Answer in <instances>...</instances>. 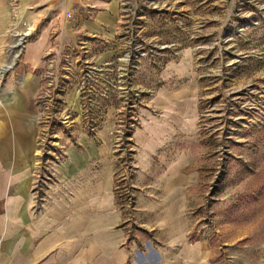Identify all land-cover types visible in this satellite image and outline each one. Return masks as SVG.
<instances>
[{"label": "rangeland", "instance_id": "obj_1", "mask_svg": "<svg viewBox=\"0 0 264 264\" xmlns=\"http://www.w3.org/2000/svg\"><path fill=\"white\" fill-rule=\"evenodd\" d=\"M20 2L9 0L14 17ZM28 33L4 41L0 96L36 39ZM45 47L31 81L38 204L73 149L105 144L136 242L127 264H264V0H117L100 35L50 36ZM149 155L159 192L184 193L171 198L174 240L154 242L151 261L144 240L160 230L136 224L135 194L147 182L137 164Z\"/></svg>", "mask_w": 264, "mask_h": 264}, {"label": "crops", "instance_id": "obj_2", "mask_svg": "<svg viewBox=\"0 0 264 264\" xmlns=\"http://www.w3.org/2000/svg\"><path fill=\"white\" fill-rule=\"evenodd\" d=\"M116 11L117 0H21L14 17L9 0H0V52L10 35L29 31L36 38L26 45L23 64L15 78H7L0 96V264H127L134 258L136 242L127 237L126 220L116 205L114 161L107 145L102 150L93 143L83 152L73 149L56 169L57 181L45 202L38 204L32 195L37 127L31 81L39 80L34 69L48 49V38L65 42L79 33L100 35L114 24ZM26 67L32 71L26 73ZM153 156L139 159L138 178L144 176L147 182L135 186L140 191L135 194L143 193V199H137L138 220L149 213L136 224L160 230L144 240L150 252L141 255L150 261L158 256L154 242L174 240L171 217L178 205L171 198L184 194L173 186L162 194L150 182L159 179L152 173ZM171 173L163 176L169 183L174 180Z\"/></svg>", "mask_w": 264, "mask_h": 264}, {"label": "built area", "instance_id": "obj_3", "mask_svg": "<svg viewBox=\"0 0 264 264\" xmlns=\"http://www.w3.org/2000/svg\"><path fill=\"white\" fill-rule=\"evenodd\" d=\"M11 1H12L13 5H14V3L16 4L18 2V0H11ZM70 17H71V15H68V18H70Z\"/></svg>", "mask_w": 264, "mask_h": 264}]
</instances>
